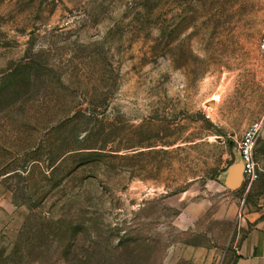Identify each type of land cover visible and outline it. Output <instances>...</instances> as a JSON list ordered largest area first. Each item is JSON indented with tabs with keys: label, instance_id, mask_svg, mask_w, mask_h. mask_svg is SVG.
<instances>
[{
	"label": "rangeland",
	"instance_id": "rangeland-1",
	"mask_svg": "<svg viewBox=\"0 0 264 264\" xmlns=\"http://www.w3.org/2000/svg\"><path fill=\"white\" fill-rule=\"evenodd\" d=\"M263 29L264 0H0V264H233Z\"/></svg>",
	"mask_w": 264,
	"mask_h": 264
},
{
	"label": "crops",
	"instance_id": "crops-1",
	"mask_svg": "<svg viewBox=\"0 0 264 264\" xmlns=\"http://www.w3.org/2000/svg\"><path fill=\"white\" fill-rule=\"evenodd\" d=\"M231 170L225 172L230 176ZM239 186L242 183L240 168L237 166ZM248 187V186H246ZM248 189V188H247ZM238 220V238L233 246V264H264V196L251 205L245 204Z\"/></svg>",
	"mask_w": 264,
	"mask_h": 264
},
{
	"label": "built area",
	"instance_id": "built-area-1",
	"mask_svg": "<svg viewBox=\"0 0 264 264\" xmlns=\"http://www.w3.org/2000/svg\"><path fill=\"white\" fill-rule=\"evenodd\" d=\"M257 49L260 60L264 65V29L258 36ZM262 124L260 121H251L242 130L236 144L238 162L242 180L248 185L257 176L258 172L253 159V146L256 137L260 134Z\"/></svg>",
	"mask_w": 264,
	"mask_h": 264
},
{
	"label": "water",
	"instance_id": "water-1",
	"mask_svg": "<svg viewBox=\"0 0 264 264\" xmlns=\"http://www.w3.org/2000/svg\"><path fill=\"white\" fill-rule=\"evenodd\" d=\"M237 166H238V168H240V164H239V162H238V164L236 165V167L234 168L236 171H237ZM236 174H237V173H236ZM238 184H239V178L237 177V181H236L234 184H232V186L235 187V186H238Z\"/></svg>",
	"mask_w": 264,
	"mask_h": 264
}]
</instances>
